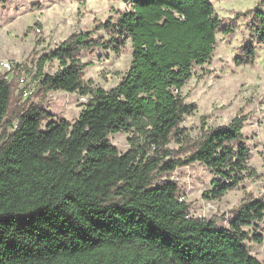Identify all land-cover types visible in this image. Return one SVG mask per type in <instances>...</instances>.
Masks as SVG:
<instances>
[{
    "label": "trees",
    "instance_id": "obj_1",
    "mask_svg": "<svg viewBox=\"0 0 264 264\" xmlns=\"http://www.w3.org/2000/svg\"><path fill=\"white\" fill-rule=\"evenodd\" d=\"M127 1L117 20L97 24L108 41L75 30L34 60L38 83L27 102L18 101L19 80L0 73V264H264L246 242L264 234L245 229L264 219V193H247L229 226L219 227L193 215L179 182L164 178L200 161L214 174L204 196L219 199L256 172L244 116L204 124L198 138L180 125L197 108L183 86L195 65L211 61L217 30L234 24L211 0ZM256 13L264 25V12ZM126 39L132 61L117 85L84 80L82 50L119 52ZM255 46L247 41L236 62H253ZM53 59L59 69L44 73ZM56 90L90 99L74 120L53 119L43 100ZM119 131L131 133L125 152L109 139ZM173 140L179 150L169 147Z\"/></svg>",
    "mask_w": 264,
    "mask_h": 264
},
{
    "label": "rangeland",
    "instance_id": "obj_2",
    "mask_svg": "<svg viewBox=\"0 0 264 264\" xmlns=\"http://www.w3.org/2000/svg\"><path fill=\"white\" fill-rule=\"evenodd\" d=\"M211 1L223 20L234 24V29L229 33L217 30L211 61L195 65L192 77L183 86L185 101L196 103L197 108L185 115L180 125L191 137L198 138L204 124L213 127L227 124L235 116H244L243 133L251 150L248 164L256 172L219 199L204 196L212 188L214 174L200 161L178 167L164 178L179 182L182 198L192 203L193 215L215 218L219 227H228L247 193L255 196L264 193V40L259 38L264 25L256 13L264 12V0ZM130 6L127 0H0V73L9 79L16 77L2 61L23 62L32 67L20 77L19 88L25 89L24 97L18 96L20 104L27 102L37 87L36 58L80 30L79 25L82 31L94 30L95 38L108 41L111 33L103 27L98 29L97 24L117 20ZM247 41L256 45L255 60L236 62ZM132 51L130 39H126L119 52L106 46L82 50L80 58L88 63L83 70L84 80L92 78L94 85L106 89L117 85L130 67ZM59 67V61L53 59L47 61L43 71L55 73ZM40 98L34 93L30 101L38 102ZM89 99L90 95L56 90L46 94L43 104L53 113V119L74 120ZM130 136L126 131L111 132L109 139L125 152L131 147ZM169 147L179 150L180 144L173 140ZM245 229L250 234L255 231L264 234V219ZM246 242L251 253L264 262V241Z\"/></svg>",
    "mask_w": 264,
    "mask_h": 264
},
{
    "label": "built area",
    "instance_id": "obj_3",
    "mask_svg": "<svg viewBox=\"0 0 264 264\" xmlns=\"http://www.w3.org/2000/svg\"><path fill=\"white\" fill-rule=\"evenodd\" d=\"M1 64L5 66L7 70H13V72L16 75V77L14 78L19 80V83L21 80L20 77L25 76L27 74L28 69L32 68V67L27 66L23 62H11V61L4 62L2 61Z\"/></svg>",
    "mask_w": 264,
    "mask_h": 264
},
{
    "label": "water",
    "instance_id": "obj_4",
    "mask_svg": "<svg viewBox=\"0 0 264 264\" xmlns=\"http://www.w3.org/2000/svg\"><path fill=\"white\" fill-rule=\"evenodd\" d=\"M78 28L81 30L82 26H81V25H79V26H78Z\"/></svg>",
    "mask_w": 264,
    "mask_h": 264
},
{
    "label": "crops",
    "instance_id": "obj_5",
    "mask_svg": "<svg viewBox=\"0 0 264 264\" xmlns=\"http://www.w3.org/2000/svg\"><path fill=\"white\" fill-rule=\"evenodd\" d=\"M217 12V11H216ZM218 13V12H217ZM219 14V13H218Z\"/></svg>",
    "mask_w": 264,
    "mask_h": 264
}]
</instances>
